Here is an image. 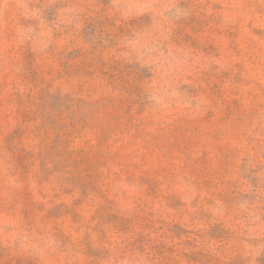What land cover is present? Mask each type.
Here are the masks:
<instances>
[{
	"label": "rangeland",
	"instance_id": "obj_1",
	"mask_svg": "<svg viewBox=\"0 0 264 264\" xmlns=\"http://www.w3.org/2000/svg\"><path fill=\"white\" fill-rule=\"evenodd\" d=\"M0 264H264V0H0Z\"/></svg>",
	"mask_w": 264,
	"mask_h": 264
}]
</instances>
